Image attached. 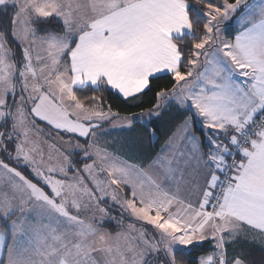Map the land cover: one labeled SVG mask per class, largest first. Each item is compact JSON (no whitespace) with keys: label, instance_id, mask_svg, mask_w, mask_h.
Listing matches in <instances>:
<instances>
[{"label":"snow or ice","instance_id":"1","mask_svg":"<svg viewBox=\"0 0 264 264\" xmlns=\"http://www.w3.org/2000/svg\"><path fill=\"white\" fill-rule=\"evenodd\" d=\"M138 124L152 143L175 125L146 163L105 138ZM248 242L264 0H0V264H252Z\"/></svg>","mask_w":264,"mask_h":264},{"label":"trees","instance_id":"2","mask_svg":"<svg viewBox=\"0 0 264 264\" xmlns=\"http://www.w3.org/2000/svg\"><path fill=\"white\" fill-rule=\"evenodd\" d=\"M195 3V0H192ZM157 84H165L167 80L156 81ZM86 94H91L90 92ZM105 99L109 103L113 105V111H119L121 115H128L131 113H137L140 111V107L128 106L123 101L118 98L113 97L112 95L105 94ZM144 103L142 107L148 108L154 103L153 93L149 92L147 96L143 97ZM138 129L136 132L129 133L127 131L117 130L114 131L113 134H117L115 138V147L120 150L121 154L125 156V158L132 157L136 160V162L144 161L145 163L148 160V157L155 156V154L160 150V147L163 145L164 141L167 139L168 135H171L172 131L175 129V125L164 129L162 128L160 133V139L156 140L152 143L144 134L140 131L142 125H136ZM132 138H135L138 144H142L143 150L136 151L134 148L121 147L124 144H127L131 141ZM211 244H205L204 251H211ZM236 250L243 251L246 254V259L252 264H264V250L258 244H252L250 242L244 243L242 245H236ZM229 251H232V248H229ZM201 254V251L198 249L197 251L192 253L191 259H196L198 255Z\"/></svg>","mask_w":264,"mask_h":264},{"label":"crops","instance_id":"3","mask_svg":"<svg viewBox=\"0 0 264 264\" xmlns=\"http://www.w3.org/2000/svg\"><path fill=\"white\" fill-rule=\"evenodd\" d=\"M106 126H107V129H109L110 131H112V133H109L108 134V139L107 140H109L111 142L115 141V138H117L116 135H118V133L115 135V134H113V132L114 131H117V130L119 131L121 129L119 127H117L116 129H111V128L108 127V125H106ZM250 243L260 245L258 242H250Z\"/></svg>","mask_w":264,"mask_h":264},{"label":"rangeland","instance_id":"4","mask_svg":"<svg viewBox=\"0 0 264 264\" xmlns=\"http://www.w3.org/2000/svg\"><path fill=\"white\" fill-rule=\"evenodd\" d=\"M105 127L107 128V126H105ZM108 127L110 128V126H108ZM108 130H109V129H108ZM109 133H112V131L109 130L108 134H109ZM105 138L108 139V136L105 137ZM110 142H111V141H110Z\"/></svg>","mask_w":264,"mask_h":264}]
</instances>
